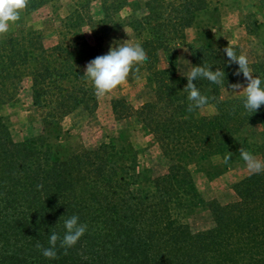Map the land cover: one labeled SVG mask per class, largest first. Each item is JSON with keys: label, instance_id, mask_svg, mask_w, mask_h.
Here are the masks:
<instances>
[{"label": "trees", "instance_id": "16d2710c", "mask_svg": "<svg viewBox=\"0 0 264 264\" xmlns=\"http://www.w3.org/2000/svg\"><path fill=\"white\" fill-rule=\"evenodd\" d=\"M48 1L30 0L25 12ZM258 1L264 10V0ZM88 2L76 1L66 21L72 19L79 29L83 22L89 24L101 46L113 27L125 24L113 15L128 2L101 0L103 16L96 21L89 16ZM144 7L142 15L130 14L126 24L148 55L141 66L150 71L154 97L136 109L115 99L112 111L117 118L134 116L149 129L170 161L167 171L140 183L134 160L124 162V153L108 144L56 159L44 136L14 141L0 115V264H264V172L237 182L235 200L209 202L214 224L207 229L194 231L172 215L174 207L205 202L186 167L188 158L219 155L223 161L231 153L229 164L242 160L239 149L244 148L264 162V145L250 144L244 132L264 124V105L249 113L243 107L242 89L223 95L232 90L231 84L247 85L242 73L234 75L238 65L228 63L223 51L227 43L186 41L185 29L197 14L216 10L210 0H146ZM7 39H0V97L12 80L30 76L35 106L44 110L47 94L59 96L54 110L42 111L46 116H62L78 104L88 111L96 108L93 88L74 84L83 74L71 61L70 48L84 41L72 47H45L40 34L20 28ZM229 45L242 53L239 45ZM89 53L100 56L95 46ZM161 59L164 67L158 65ZM248 60L253 75L264 81V50ZM203 65L222 69L225 87L193 81L209 98L207 105L215 108L211 114L195 115L187 111L184 88L191 68ZM183 67L188 71H181ZM68 98L70 106L65 104ZM73 215L87 224V231L67 255L58 241L57 258H45L36 245L48 247L53 231L62 238L64 220Z\"/></svg>", "mask_w": 264, "mask_h": 264}, {"label": "rangeland", "instance_id": "374dc122", "mask_svg": "<svg viewBox=\"0 0 264 264\" xmlns=\"http://www.w3.org/2000/svg\"><path fill=\"white\" fill-rule=\"evenodd\" d=\"M76 1L78 0H51L29 13L24 10L18 23L0 39L8 40L20 28L25 32L40 34L45 47L57 44L72 47L74 42L79 44L84 41L85 44L78 49L70 48L71 61L83 76L86 64L96 58L89 53L90 46H95L98 55H105L110 48L119 44L139 43L138 37L126 23L130 14L142 15L145 12L146 0H127L128 4L113 15L115 20L124 19L125 24L119 28L113 27L112 32L109 31L101 40V46L96 45L95 34L89 24L83 22L79 29L75 22L71 23L72 19L66 21L69 13L75 9ZM210 3L217 7L216 10L211 8L197 14L200 16L198 26L203 32L198 35L200 40L212 44H237L248 59L264 50V10L258 0H210ZM87 8L92 20L96 21L103 16L101 0H89ZM192 33L196 35L194 30ZM188 34L191 36V31ZM59 54L64 56L63 52L59 51ZM163 61L161 59L159 67H164ZM143 67L139 66V78L130 74L127 81L113 93L102 99L95 96L97 106L93 111L78 104L56 118L46 116L42 111L54 110L55 107L51 108L57 106V94L50 92L43 98L48 105L43 110L33 104L30 76L12 80L6 85V93L0 97V115L14 141L36 135L44 136V142L49 144L55 158L59 160L100 144L113 145L124 153V162L134 160L133 172L138 174L140 183H144L149 178L165 173L170 161L162 155L157 141L145 125L139 123L134 116L117 118L112 111V101L115 99L125 100L132 109L153 99L154 81L150 71ZM186 70L183 67L181 71ZM83 83L92 87L84 77L77 79L74 84ZM225 94L237 93L225 90L223 95L226 96ZM65 104L70 106L72 98L66 99ZM214 111L212 105H206L203 109L195 110L194 114L208 115ZM244 132L250 144L264 145L263 123L247 127ZM252 155L261 160L258 154ZM185 161L192 174L195 189L205 202L174 207L172 215L176 220L188 224L194 231L207 229L214 224L209 202L214 200L215 203L225 204L235 200L234 185L250 172L243 160L225 164L219 155L209 158L195 156Z\"/></svg>", "mask_w": 264, "mask_h": 264}, {"label": "clouds", "instance_id": "9594fccd", "mask_svg": "<svg viewBox=\"0 0 264 264\" xmlns=\"http://www.w3.org/2000/svg\"><path fill=\"white\" fill-rule=\"evenodd\" d=\"M30 0H0V37L6 36L11 27L16 25L21 19V13L28 7ZM228 58L229 65L237 64L238 69L234 75L241 73L247 81L246 87L239 83L231 84L233 93L243 91V107L249 112L254 113L264 105V81L253 75V70L249 66V60L246 54H237L234 46L229 45L223 49ZM148 60V55L140 43H124L112 47L105 55L97 56L86 64L84 78L94 89V95L97 99H102L113 93L118 87L122 86L130 74L139 78V66ZM187 84L184 91L187 93L189 101L187 111L193 112L197 109H203L208 103L209 98L202 95L193 81L198 79L207 80L212 84L225 87V72L222 69L211 70L208 65L194 66L186 76ZM242 89L241 91H237ZM241 159L250 173L258 174L264 172V162L257 159L244 148L239 149ZM231 159V153L225 155L223 162L228 164ZM43 185H37L42 188ZM65 229L63 237L53 231L48 239V247L37 244L36 247L47 259L57 258V242L59 247L64 249L67 255L68 249L74 247L81 237L87 231V224L79 222V217L73 215L64 220Z\"/></svg>", "mask_w": 264, "mask_h": 264}, {"label": "crops", "instance_id": "0c3cea01", "mask_svg": "<svg viewBox=\"0 0 264 264\" xmlns=\"http://www.w3.org/2000/svg\"><path fill=\"white\" fill-rule=\"evenodd\" d=\"M201 12H205V11H201ZM201 12H199L198 14H200ZM199 18H200V16L199 15H197V17H196V20H195V23L192 25V26H190V27H187L186 29H185V38H186V41H193V40H195L194 39V37L196 38V40H197V38H198V35L200 34L199 33V31H200V28H199ZM192 30H194L195 32H196V35H194L193 33H192ZM190 31H191V36L188 34V32L190 33ZM72 49V48H71ZM78 49V48H77ZM146 102V101H145ZM255 125H257V124H255ZM254 125V126H255ZM258 125H260V124H258Z\"/></svg>", "mask_w": 264, "mask_h": 264}]
</instances>
